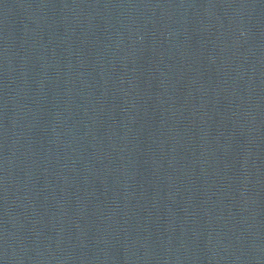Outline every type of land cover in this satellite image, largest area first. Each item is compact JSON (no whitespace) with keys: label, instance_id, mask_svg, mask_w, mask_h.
Wrapping results in <instances>:
<instances>
[{"label":"water","instance_id":"1","mask_svg":"<svg viewBox=\"0 0 264 264\" xmlns=\"http://www.w3.org/2000/svg\"><path fill=\"white\" fill-rule=\"evenodd\" d=\"M0 264H264V0H0Z\"/></svg>","mask_w":264,"mask_h":264}]
</instances>
